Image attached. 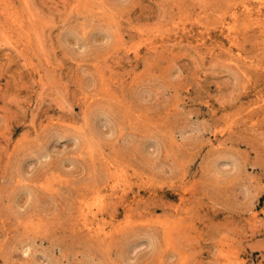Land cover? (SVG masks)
I'll use <instances>...</instances> for the list:
<instances>
[{
  "label": "rangeland",
  "instance_id": "374dc122",
  "mask_svg": "<svg viewBox=\"0 0 264 264\" xmlns=\"http://www.w3.org/2000/svg\"><path fill=\"white\" fill-rule=\"evenodd\" d=\"M0 264H264V0H0Z\"/></svg>",
  "mask_w": 264,
  "mask_h": 264
},
{
  "label": "bare ground",
  "instance_id": "6f19581e",
  "mask_svg": "<svg viewBox=\"0 0 264 264\" xmlns=\"http://www.w3.org/2000/svg\"><path fill=\"white\" fill-rule=\"evenodd\" d=\"M86 216V215H85ZM135 249V248H134Z\"/></svg>",
  "mask_w": 264,
  "mask_h": 264
}]
</instances>
